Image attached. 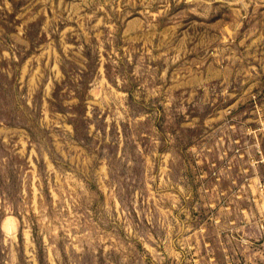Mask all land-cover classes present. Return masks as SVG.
Here are the masks:
<instances>
[{
    "label": "rangeland",
    "instance_id": "1",
    "mask_svg": "<svg viewBox=\"0 0 264 264\" xmlns=\"http://www.w3.org/2000/svg\"><path fill=\"white\" fill-rule=\"evenodd\" d=\"M191 7L187 0H91L88 4L85 0H0V264L10 259L6 241L12 233L17 234L20 264H29L24 232L17 227V220L23 221L25 216L33 221L36 264H68L71 235L59 233L63 237L57 244L61 258L54 260L37 217L41 208H47V214L52 216L59 209L62 218L70 217V202H57L53 193L79 197V205L93 212V224L102 234L112 236L94 255L83 257L82 264H229V260L231 264H264V234L253 239L247 251L239 246L230 248L226 260L225 249L215 235L200 232L201 226L210 223L209 216H219L222 207L233 211L232 219L237 215L243 219L246 212H252L257 219L261 214L259 197L248 186L252 173L245 174L246 182L233 161L230 174L221 175L220 170L228 168L234 153L228 152L221 160L219 150L207 149H212L215 139L223 136L216 131L215 139L211 138L222 122L208 126V119L221 110L231 108L229 127L237 122L252 129L260 127L255 121L261 119L258 113L264 112V0H254L243 19L244 13L238 17L223 0L201 6L199 15L191 12ZM108 24L116 25L115 32ZM237 24L241 25L238 29ZM233 30L235 36L231 35ZM61 37L74 45L67 53ZM50 45L61 55L62 80L53 71L56 61L55 57L50 58ZM233 53L234 60L230 59ZM129 54L131 61L127 59ZM114 59L119 67L111 62ZM138 66L142 75L136 74ZM151 69H156L159 79L153 78ZM121 74L127 78L123 88L119 83ZM98 78L107 79L117 92L128 93L124 106L129 116L119 126L116 121L108 123L109 116L115 114V104L111 113H102L99 106L90 104L95 99L93 86ZM225 80L231 85L228 97L222 90ZM201 81L203 87H199ZM189 85L197 91L191 104L187 103L192 91ZM157 87L162 93L170 91L174 98L170 108L166 107V95H151ZM205 88L209 89L207 100ZM181 106L187 111L181 112ZM66 125L71 131L65 130ZM153 128L160 140L158 146L152 142ZM97 133L103 138V145ZM121 135L129 141H136L138 136L139 149L156 148L159 156L153 175L161 177L164 168L172 169L170 187L162 188L160 180L152 186L143 185L144 195L138 205L145 215H137L134 208L130 211L133 220H142L145 226L147 213L153 214L164 237L177 222L168 217V226L159 227L166 213L170 212L180 223L186 222L190 231L182 236L191 237L189 248L182 249L178 242L173 245L174 251L187 252L179 260L165 252L163 246L157 249L162 254L157 260L143 243L127 236L118 217L115 223L108 221L102 215V204L107 202L104 189L97 179L86 181L76 169L72 157L78 151H103L110 147L109 138ZM232 138L238 136L233 133ZM260 138L264 148V134ZM137 143L131 144L134 155L139 151ZM34 145L38 152L40 147L45 151L52 149L59 161L56 166L62 169L59 184L56 173L49 175L43 158L32 156ZM56 145L63 155L56 152ZM170 150L178 157L175 163L165 159ZM201 150L204 154L198 156L196 152ZM259 168L264 176V164ZM34 171L40 177L38 183ZM134 173L141 178L146 175L143 168ZM181 188L187 189V194ZM154 193L156 199H150ZM213 201L217 207H205ZM246 231L254 235L256 230ZM69 232L74 233L75 229ZM232 235L239 239L242 233ZM220 239L226 243L227 235L222 234ZM108 245L112 247L105 252ZM121 246L128 251L124 252Z\"/></svg>",
    "mask_w": 264,
    "mask_h": 264
},
{
    "label": "clouds",
    "instance_id": "2",
    "mask_svg": "<svg viewBox=\"0 0 264 264\" xmlns=\"http://www.w3.org/2000/svg\"><path fill=\"white\" fill-rule=\"evenodd\" d=\"M91 0H85V3H90ZM212 0H187V3L192 7L189 9L194 14H201L198 9L203 5H209ZM224 3H228L231 5L238 17L241 16V13H244V17H246L247 9L254 2V0H223ZM241 25L237 24L236 28L238 29ZM99 27V24H97ZM112 32H115L116 25L108 24ZM68 31V29H66ZM111 35V33H110ZM232 36L236 35L235 30L231 33ZM264 39V37H261ZM61 44L63 45L64 52L67 53L71 50L74 45L71 43H66L64 38L61 37ZM50 58L55 57L56 67L53 71L56 74V78L62 80L64 78L63 73L59 71V65L61 62L60 53L50 45L49 47ZM236 54L233 53V56L230 59H235ZM127 59L131 61L132 57L129 54ZM113 64L119 67V62L117 60L111 61ZM154 79H159L156 76V69L150 70ZM164 72L167 73V68L164 69ZM137 75H142L141 69L138 66L136 69ZM119 83L121 88L127 84V78L121 74L119 77ZM174 87H179L181 85H173ZM192 87V91L188 97L187 103H193V99L197 96V91L194 86ZM199 87H203V81L200 82ZM231 85L225 80L224 85H222L223 95L228 97L230 95L229 88ZM52 88V81L49 80L48 91ZM48 92H46V95ZM127 91H119L113 88L107 81V79L98 78L93 86V96L94 100L90 101V104H94L99 106L101 112L103 113L105 110L112 112V105H116V110L114 115L109 116L108 123L111 125L113 121H116L119 126L121 121H124L129 116V110L124 106V100L127 97ZM152 96H165L167 97L166 107H171L174 102V98L172 97L170 91L168 93H162V89L157 87L153 88L151 92ZM204 95L207 100L209 96V89H204ZM31 93L29 95V104H31ZM211 102V101H208ZM183 104V101L181 102ZM234 107V106H233ZM181 112H186L187 108L181 106L179 108ZM201 111L203 108L201 107ZM231 112V108L227 110L219 111L218 115L214 117H210L208 119V126L211 128L214 123L222 122L220 127L216 129L212 134V139H215L216 131L223 134L222 138L215 139V144L212 149H207L208 151L219 150L220 159L224 160L227 156L228 152H233V156L231 160L228 162L227 169H221V175L230 174L231 168L233 167V161L239 166L241 176L247 182L248 177L245 175L246 173L251 172V183L250 186L253 191L258 195L259 201L261 202L260 207V217L257 219L253 215L252 212H246L244 214V218L241 219L239 215L236 216L235 219H232L233 211H230L229 207H222L220 209V215L216 216L212 214L209 216L210 223L206 222L205 225L201 226L200 232H207L209 236L215 235L218 243H220L221 247L225 249V259L228 260L227 251L233 246H239L247 251L250 247H252L251 241L255 239L258 235L264 234V183L261 181L264 180V176L260 173L259 166L264 164V148H262V140L260 138L261 134H264V112H259L261 119L255 121L260 125L259 128L252 129L247 127L246 124H237L233 127H229L230 121L228 120L229 113ZM91 115V110L90 113ZM158 115V113H157ZM255 115V114H254ZM146 119V117H142ZM248 123H253V121H249ZM95 127V125H93ZM66 131H71L70 126H65ZM153 145H159L160 140L157 138L158 133H156L155 128L152 129ZM235 133L238 136V139H233L232 134ZM97 138L100 140V143L103 145L104 140L97 133ZM139 137L137 136L136 141L126 140L123 135L121 137L113 139L109 138L108 144L110 147H104L103 151L99 150H90L88 152H80L74 157H72L73 162L76 165V169L79 170L86 181H92L93 179H97L100 183V186L104 189V192L107 196V202L102 204L103 212L102 215H106L107 220L115 223L116 218L118 217L121 221V226H123L124 231L127 233V236L133 240H139L144 244V247L148 249L149 252L153 253L154 258L157 260L162 258V254L157 251V249L163 246L164 251L169 255H173L177 257L179 260L182 255L186 256L187 252L184 253L177 252L173 250V245L175 243H179L182 249L187 250L189 248L188 239H184L182 234L190 231V229L185 227V223H180L176 217L171 216V213H166L164 218L159 221V227H167L170 221L168 217H171V220L177 221L172 224L170 228H168V235L164 237L163 234L158 229V222L155 217L151 213H147L148 225L145 226L143 221L140 223H136L133 220L132 213L130 208L137 209V215L143 216L145 213L139 211L138 201L144 195V184H148L149 186L155 185L157 180H160V186L170 187L172 185V181L170 179L172 169L164 168L161 173V177H157L153 175V169L156 164V158L159 156L158 151L155 147L151 150L139 149V143L137 141ZM227 141V144H226ZM132 143H137V148L139 151L136 155L133 154V149L131 148ZM119 146L118 150L116 146ZM193 151H196L193 149ZM56 152H61L59 145H56ZM198 156H202L204 154V150L196 152ZM61 155L63 153L61 152ZM32 156L36 159L43 158L44 162L47 164L48 173L57 174V183L59 184V172L57 164L58 160L55 159L54 153L51 148L45 151L44 147L39 148V152L37 151V146H33ZM50 157H53L50 159ZM140 157H143L141 160ZM245 157L247 159H245ZM258 157V158H257ZM65 160H68V156H64ZM165 159L175 163L178 160L175 152L170 150L167 152ZM3 164V157L0 156V166ZM137 168H143L145 171V177L141 178L140 176L134 173V170ZM33 169H35V164H33ZM36 182L38 183L40 180L39 175L33 172ZM63 191V189H61ZM75 190L73 189V192ZM204 191V187H201V192ZM181 192H188L187 189L181 188ZM57 202L63 200V203L69 204V210L71 212L70 217L62 218L59 209L56 210L55 216H52L48 213L47 208H41V210L37 213V217L39 218V223L41 227V235L44 237L45 245L48 247V251L50 256L54 258V260H59L61 258V253L57 250L58 242L63 239L59 235L60 232H65L71 235V243L67 244L68 249V264H82L83 257L87 256L89 253L93 255L98 251L99 247L102 245H106L108 240L112 239V236L107 233H101L100 229L97 228L92 221L93 212L88 208H84L79 205L78 200L79 197H73L69 195L67 197L56 196V193H53ZM157 193H154L150 199H156ZM178 202V201H177ZM0 203H3L0 200ZM205 207H217V203L213 201L210 204H206ZM236 211H239L238 209ZM9 212L11 213V209L9 208ZM23 215V209L22 213ZM17 227L22 228L24 232L26 248L25 251L27 253L29 264H36V258L34 255V249L36 247L34 238H33V221L25 216L23 221L17 220ZM70 229H75L74 233H70ZM175 229H179V231H175ZM246 229H255V234L250 235ZM232 233H242L239 239H236L232 235ZM222 234L227 235V242L225 243L220 239ZM6 244L9 251L10 259L6 261L5 264H20L18 259L19 253L17 251V234L12 233L9 239L6 241ZM112 247L108 245L105 248V252L108 251V248ZM124 252H127V248H123ZM234 250V248H233ZM117 251H121L120 248ZM260 255V253H257ZM128 257L125 256L124 260L127 261ZM261 259H264V256H261ZM186 264H192L191 261H187ZM229 264L231 261L229 260Z\"/></svg>",
    "mask_w": 264,
    "mask_h": 264
}]
</instances>
